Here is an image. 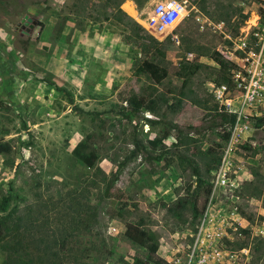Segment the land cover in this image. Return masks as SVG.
I'll return each instance as SVG.
<instances>
[{
	"label": "rangeland",
	"instance_id": "obj_1",
	"mask_svg": "<svg viewBox=\"0 0 264 264\" xmlns=\"http://www.w3.org/2000/svg\"><path fill=\"white\" fill-rule=\"evenodd\" d=\"M157 1L0 0V143L11 145L0 150V202L11 197L0 218L13 209L23 220L0 241V264H129L148 255L123 235L124 222L139 218L159 235L146 264H166L165 254L194 239L207 209L230 221L231 199L203 173L198 187L203 164L195 145L177 146L182 133L208 157L234 141L245 215L227 230L225 247L237 253L230 264H264V124L244 119L248 128L234 134L207 85L219 76L207 53L233 50L226 35L263 17L264 0H176L187 14L172 34L141 22ZM132 21L141 38L128 42ZM208 21L224 24L215 32ZM145 59L167 68L160 83L140 69ZM130 94H152L158 113L131 111ZM167 129L165 148L153 149L150 140ZM80 143L96 153L90 166L74 153ZM190 193L198 218L179 223L164 203Z\"/></svg>",
	"mask_w": 264,
	"mask_h": 264
},
{
	"label": "built area",
	"instance_id": "obj_2",
	"mask_svg": "<svg viewBox=\"0 0 264 264\" xmlns=\"http://www.w3.org/2000/svg\"><path fill=\"white\" fill-rule=\"evenodd\" d=\"M186 14L185 5L182 3L176 0H159L149 9L144 19L148 24L145 27L156 33L172 34ZM223 24L222 21H208V25L217 28L215 32ZM226 36L232 42L233 50L220 49V52L224 58L235 64L231 68L229 82L216 83L211 80L207 85L219 110L235 115L232 125L235 134L248 128L244 119L264 115V16L257 17L256 22L249 25L238 37ZM172 38L179 42L176 34ZM234 148L232 140L225 147L217 167L211 171L209 177L214 190L218 188L232 201L230 221L221 214L220 209H207L195 231L194 239L185 249L178 248L172 254L163 256L168 264H230L237 258V253L229 251L224 241L228 238L229 228L238 229L234 222L241 219L239 203L243 202L239 194L242 180L238 170L241 166L235 165Z\"/></svg>",
	"mask_w": 264,
	"mask_h": 264
},
{
	"label": "trees",
	"instance_id": "obj_3",
	"mask_svg": "<svg viewBox=\"0 0 264 264\" xmlns=\"http://www.w3.org/2000/svg\"><path fill=\"white\" fill-rule=\"evenodd\" d=\"M119 15H115L117 20H121L122 14L119 12ZM141 22L146 26L148 25L145 20H141ZM128 29L129 33H127L124 37L125 40L131 42L133 40L140 39L141 37L138 35V31L142 28L135 21L130 22ZM132 25V27H130ZM142 44V43H140ZM143 45V44H142ZM207 55L218 65V78L213 79L216 83L220 82H229L228 71L235 66L234 63L225 59L218 51H209ZM200 64H197V66ZM140 69L145 71L155 83H160L168 74L167 68L159 65L158 63L152 62L150 60H143L140 64ZM188 82V79H185L181 85V88H184ZM182 92V91H180ZM165 101V99H163ZM127 104L131 111H140L147 110L153 114L158 113L159 102L153 98L152 94L148 95H137L130 94L127 98ZM210 109V108H208ZM214 109L216 110V115L220 117L222 123H227L230 126L234 124L235 115L233 113H225L224 111H218L217 105H214ZM264 124V115L257 117L255 125L262 126ZM228 132L224 133V136L227 138ZM169 136V130H164L163 133L156 137L155 139L150 140L151 147L153 149H160L158 145L162 149L165 148L163 145V140H165ZM199 140L195 139L188 133L181 134L177 139V146L183 147L185 151L190 150L191 145H195L194 150L191 154L196 158H200L203 164V171L199 170L195 167V175L198 177V187L204 183V180L201 178L202 173L208 177L211 174V171L217 167L219 163V155L211 154L210 157L207 156V151L201 149L200 145L197 144ZM83 145V146H82ZM80 146L83 148L80 149ZM86 145L84 143H80L76 148H74L75 155L83 160L87 165H92L97 158L95 151L92 149L88 154L84 153V148ZM0 150L4 152L11 151V145L8 143H0ZM163 152V151H162ZM156 158H160V156H156ZM260 195V191L258 195ZM10 196H4L0 202V211L5 212L7 210V206L10 200ZM195 197L193 193L179 195L174 200L169 203H164L166 207L167 214L177 220L179 223H186L187 217L191 214V217L194 221L198 218V211L196 205L194 203ZM239 212L245 215L242 209H239ZM250 218V217H249ZM125 229L123 231V235L130 239L132 242L146 247L148 250V255L144 259H140L135 257L133 261L129 264H146L147 261L154 258L156 252L159 248V235L155 231L146 227V223L144 219L139 218L134 222L125 221L124 222ZM23 227V220L20 215H16L13 217V209L8 211L4 216L0 218V241L5 239L8 236L13 235L16 231H19ZM25 227V226H24ZM166 262V261H165ZM166 264H168L166 262Z\"/></svg>",
	"mask_w": 264,
	"mask_h": 264
},
{
	"label": "water",
	"instance_id": "obj_4",
	"mask_svg": "<svg viewBox=\"0 0 264 264\" xmlns=\"http://www.w3.org/2000/svg\"><path fill=\"white\" fill-rule=\"evenodd\" d=\"M22 21L24 22V24H29V26L31 28L34 27L36 20H33L31 17H29L28 15H25L24 18L22 19Z\"/></svg>",
	"mask_w": 264,
	"mask_h": 264
}]
</instances>
